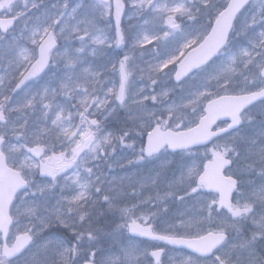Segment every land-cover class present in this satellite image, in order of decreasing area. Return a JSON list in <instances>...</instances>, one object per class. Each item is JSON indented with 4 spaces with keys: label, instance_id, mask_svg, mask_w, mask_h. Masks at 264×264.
Returning <instances> with one entry per match:
<instances>
[{
    "label": "snow or ice",
    "instance_id": "snow-or-ice-1",
    "mask_svg": "<svg viewBox=\"0 0 264 264\" xmlns=\"http://www.w3.org/2000/svg\"><path fill=\"white\" fill-rule=\"evenodd\" d=\"M163 257L264 264V0H0V264Z\"/></svg>",
    "mask_w": 264,
    "mask_h": 264
},
{
    "label": "rangeland",
    "instance_id": "rangeland-1",
    "mask_svg": "<svg viewBox=\"0 0 264 264\" xmlns=\"http://www.w3.org/2000/svg\"><path fill=\"white\" fill-rule=\"evenodd\" d=\"M46 2H47V0H46ZM21 3H23V0H21ZM145 59H146V60H151L152 57H151L150 55H146ZM170 67H171V66H170ZM136 171H137L136 168L131 167V166H128V165H127V162L125 161V168H124V169H121V168H119V167H115V166H114V171H113L112 175L119 177V176H124V175H126V174H134ZM135 242H136L137 244H140V246H141L142 248H143V247H147V248L149 249V251L153 250L152 247H151V244H150V243L142 244V243H141V239H137ZM161 246H162V245H161ZM170 249H171V248H167V247H166V251L169 253V255L175 256L177 253H176L175 251H171ZM186 251H187V250H185V252H186ZM162 259L165 261V264H167V257H163Z\"/></svg>",
    "mask_w": 264,
    "mask_h": 264
}]
</instances>
